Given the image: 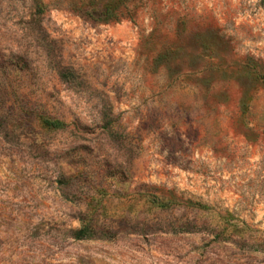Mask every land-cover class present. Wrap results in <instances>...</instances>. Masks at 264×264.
<instances>
[{
  "label": "rangeland",
  "instance_id": "rangeland-1",
  "mask_svg": "<svg viewBox=\"0 0 264 264\" xmlns=\"http://www.w3.org/2000/svg\"><path fill=\"white\" fill-rule=\"evenodd\" d=\"M0 264H264V0H0Z\"/></svg>",
  "mask_w": 264,
  "mask_h": 264
},
{
  "label": "trees",
  "instance_id": "trees-1",
  "mask_svg": "<svg viewBox=\"0 0 264 264\" xmlns=\"http://www.w3.org/2000/svg\"><path fill=\"white\" fill-rule=\"evenodd\" d=\"M52 124L54 125V126H61V122L60 121H53L52 122ZM76 237L77 238H83V237H85L86 235H85V233H84V228L83 229H80L79 231H77L76 233Z\"/></svg>",
  "mask_w": 264,
  "mask_h": 264
}]
</instances>
